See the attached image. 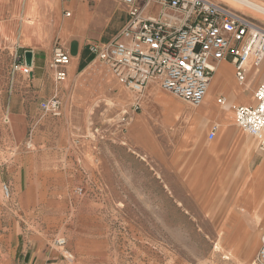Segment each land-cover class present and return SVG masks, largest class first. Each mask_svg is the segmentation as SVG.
Instances as JSON below:
<instances>
[{"label":"crops","instance_id":"crops-1","mask_svg":"<svg viewBox=\"0 0 264 264\" xmlns=\"http://www.w3.org/2000/svg\"><path fill=\"white\" fill-rule=\"evenodd\" d=\"M118 5L125 10L126 17L105 39L111 8ZM127 20L128 7L116 0H0L3 37L0 51L22 61L27 50L33 51L32 73L26 75L20 71L18 77L15 73L9 83V92L19 106L12 108L8 116L10 145L5 141L4 145L0 144L3 195L0 214L8 225L7 241L15 250L22 246L21 252L29 257L27 264H63L54 248L38 242L33 251L25 249V242L21 244L23 221L27 229L35 226L43 208V197L48 196L44 193H58L52 196L62 197L60 193H70L72 189L75 193L77 187H84V194L100 193L93 182L98 187L101 184L111 187L112 176L131 172L130 166L119 157L123 149L128 153L141 152L159 164L163 193L228 190L238 193L239 212L240 202L255 193H264V151L256 147L250 155L251 138L257 146L259 140L237 124L232 109L236 103H256L254 92L264 79V62L250 64L247 80L242 84L236 79L230 59L213 61L217 68L200 105L164 90L157 80L150 81L142 93H136L90 50L92 43L112 40ZM57 46L70 55L64 69L67 77L60 82L49 65ZM54 95L64 102L63 114L57 117L40 108L44 99ZM223 97L227 105L219 101ZM136 103L139 108L135 107ZM92 119H98L96 128ZM212 125L217 128L213 139L209 137ZM55 133L58 137L53 139ZM29 138L40 149L32 159L25 155L16 164L18 172L4 176V180L2 170L10 169L11 165L2 154L6 148L19 146ZM49 140L56 147L63 146L66 152L61 153L66 156L44 158ZM240 165L242 173L236 169ZM4 183L10 187L8 199L2 189ZM15 200L22 203L21 214H25V219L9 217L17 213L12 207ZM253 204L241 211L244 220L247 214L255 219L251 213ZM259 208L258 221L264 218V197Z\"/></svg>","mask_w":264,"mask_h":264},{"label":"rangeland","instance_id":"rangeland-1","mask_svg":"<svg viewBox=\"0 0 264 264\" xmlns=\"http://www.w3.org/2000/svg\"><path fill=\"white\" fill-rule=\"evenodd\" d=\"M217 1L228 4L264 26V11L236 0ZM253 1L264 4L259 0ZM111 11L105 39L126 17L120 5L113 6ZM2 39L0 35V41ZM14 64L13 55L0 51L1 145L4 141L10 145L8 116L10 110L19 106L9 92V83H12L14 74L18 77L20 72L14 69ZM238 105H232V109ZM92 121L96 128L98 119ZM218 131L219 127L217 136ZM57 137L55 133L53 139ZM29 140L5 149L2 156L11 166L2 170L4 180V176L11 177L16 170L18 172L16 164L25 155L32 159L40 149L33 140L32 147L28 148ZM256 147L259 149V144L257 146L251 138L250 155ZM45 149L44 158L56 159L61 151L66 152L63 146L56 147L52 141ZM118 154L130 166L131 172L112 176L111 187L105 184L98 187L93 182V187L100 193L78 195L72 193L74 189L70 193H60L62 197L52 196L58 193H44L48 196L43 197V208L35 226L27 229L23 221L21 244L26 243L25 249L34 251L36 244L41 242L58 251L63 264H257L256 256L264 235V218L258 221L264 193H255L239 203L241 211L254 203L251 213L256 220L249 214L244 220L241 211H237L238 193H229L228 190L222 193H163L162 174L156 161L142 156L141 152L128 153L123 149ZM242 168L240 165L236 169L242 173ZM94 176L97 179V175ZM2 203L0 185V206ZM12 207L17 213H12L11 219H25V214H21L22 203L15 200ZM239 221L244 230L238 228ZM7 226L0 214V264H27L29 257L21 252L22 246L15 250L7 241ZM59 237L67 239L66 247L56 245ZM65 251L73 253V259L66 257Z\"/></svg>","mask_w":264,"mask_h":264},{"label":"built area","instance_id":"built-area-1","mask_svg":"<svg viewBox=\"0 0 264 264\" xmlns=\"http://www.w3.org/2000/svg\"><path fill=\"white\" fill-rule=\"evenodd\" d=\"M128 7V20L122 30L106 43L90 44L91 52L105 62L134 92L142 93L146 85L157 80L161 87L194 105L205 99L211 84L215 62L230 59L238 82H246L248 66L264 62V26L252 17L235 11L217 0H116ZM71 16L70 11H66ZM70 62L66 50H53L50 68L56 81L66 79L64 70ZM14 69L28 75L32 66L15 59ZM254 105L235 107L237 124L259 140L264 150V79L255 92ZM226 103L225 97L220 98ZM64 102L58 95L44 99L40 108L46 114L61 116ZM139 108V103L135 104ZM216 127L209 135L215 137ZM33 143L28 141L27 147ZM5 197H11L8 183L2 185ZM75 193L83 195L84 187ZM58 247L67 246L59 237ZM66 257L73 259V253ZM264 264V235L256 256Z\"/></svg>","mask_w":264,"mask_h":264},{"label":"bare ground","instance_id":"bare-ground-1","mask_svg":"<svg viewBox=\"0 0 264 264\" xmlns=\"http://www.w3.org/2000/svg\"><path fill=\"white\" fill-rule=\"evenodd\" d=\"M236 1H239L241 3H248L254 7H256L257 9H260L262 11H264V4L260 3V2H254L253 0H236ZM217 66L214 67V69L216 70ZM245 83V82H242V84ZM216 84V83H215ZM210 96V93L208 94V97ZM203 102V101H202ZM201 102V103H202ZM246 131V130H245ZM254 197V196H253ZM252 200V199H251ZM260 202V201H259ZM258 205V204H257Z\"/></svg>","mask_w":264,"mask_h":264},{"label":"water","instance_id":"water-1","mask_svg":"<svg viewBox=\"0 0 264 264\" xmlns=\"http://www.w3.org/2000/svg\"><path fill=\"white\" fill-rule=\"evenodd\" d=\"M25 61L27 65L32 66L33 64V51L32 50H27L25 52Z\"/></svg>","mask_w":264,"mask_h":264}]
</instances>
